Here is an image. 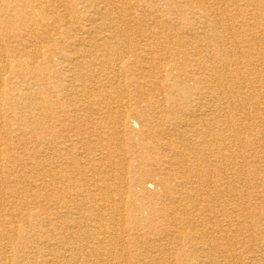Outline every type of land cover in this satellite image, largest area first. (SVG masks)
Segmentation results:
<instances>
[{
  "label": "bare ground",
  "instance_id": "bare-ground-1",
  "mask_svg": "<svg viewBox=\"0 0 264 264\" xmlns=\"http://www.w3.org/2000/svg\"><path fill=\"white\" fill-rule=\"evenodd\" d=\"M170 3L187 19L176 51L165 55L151 52L154 33L119 42L113 21L122 14L95 7L88 25L52 49L55 62L49 48L42 53V74L33 79L46 95L39 105L27 92L34 87L16 82L15 98L7 86L15 62L7 56L30 46L10 45L12 27L0 23V146L11 141L0 147V224L18 235L12 205L22 187L38 197L28 204L41 207L29 217L38 224L35 240L26 232L20 245L9 244L0 230V264H11V251L39 264H264V229L246 222L248 208L264 204V0ZM7 5L0 0V11ZM127 42L133 52L122 50ZM185 44L193 53L163 67ZM27 104L41 112L46 132L4 120L2 107L12 113ZM252 128L261 131L248 134ZM58 179L64 199L45 208L63 190ZM26 255L15 264H26Z\"/></svg>",
  "mask_w": 264,
  "mask_h": 264
},
{
  "label": "rangeland",
  "instance_id": "rangeland-1",
  "mask_svg": "<svg viewBox=\"0 0 264 264\" xmlns=\"http://www.w3.org/2000/svg\"><path fill=\"white\" fill-rule=\"evenodd\" d=\"M96 1H100V0H96ZM111 1L108 2L107 0H105L104 2L105 3L107 2V4H104L102 2L103 5L101 6L100 2L95 3L92 0H78V1H76V0H40L37 3V5H36V0H7L8 5L6 7H4V9L2 11H0V14L2 15L3 13L7 12L8 15L6 17H3V15H2V17H0V23L1 24L4 23L5 25H8V26L12 27V29L10 30L9 33H5L6 31L5 32L3 31V32L8 35V38H10L9 39L11 42L10 45L11 44L12 45L18 44V40L21 39V40H23V42L25 44H27V42H28L27 45L30 46V48H27L25 53L24 52L19 53L20 55L10 53V55H8L6 58V60H7L6 63L8 65H11L12 61L17 62L18 60H20L19 66L17 68L14 67L15 62L12 64L13 67H12L11 73H12L13 80H11L9 85L7 84L8 87L13 84V86H12L13 91L11 90L10 92L14 95V97H15V95L18 96L20 93V90H21V87L20 86L16 87L15 83L16 82H22L25 85H28L30 87H34L35 83H36L35 80H33L34 77L38 78V75L42 74L41 68H43L42 67V65L44 64L43 61L45 60V57H46L45 56L44 60H43V57H41L42 53L45 52L46 50H48V48H49L51 50L50 52H52L51 53L52 55L49 56L48 60H51L50 62H55V60H56L55 56L56 55L53 52L54 48L55 49L56 48H62L65 45L64 42L69 38V36L75 37V35H76L75 27L77 28L79 24H86V25L89 24V22L88 23H87V21L85 22L84 19L86 18V20H87V18L89 19V17L92 16V13L95 14V7L100 8L99 11L105 7H109V8H111V9L108 8L110 10V13L115 14V13L120 12L122 14L121 15V21H117V23H116V20L113 21L114 26L115 27L117 26V28L119 29V30H117L119 32H117V34H116L118 36L117 38H118L119 42L126 40L125 39L126 36L127 37L130 36L131 39L138 40L137 38L140 37L141 34L152 35L154 33L155 35H158V36L153 41L151 52H153V53L155 52L158 55H161V54L165 55L167 50H170L172 47L175 48V51H176V46H175L176 44L174 42L175 41L174 37L176 35L182 33L183 31H185L184 29L183 30L179 29V26L183 25L185 23V20L187 19V11L184 8L179 9L177 11V14H176V13H174L175 8H172L175 6H173L170 3L171 0L161 2L162 6L160 4H158L157 0H153L152 2L150 0H136L137 2L135 0H128V1L125 0L124 2H126V4L130 1L128 3V5H125L124 3L122 5L118 4V1H122V0H114V1L111 0ZM116 1H117V3H115ZM166 2H168V3H166ZM59 3H60V5H59ZM163 4H165V6H163ZM119 5L123 6V8L121 7L122 9L126 8L125 10H127V11L120 9ZM130 5L132 6V8ZM60 6H61V8H60ZM85 6H87L89 10ZM103 6H105V7H103ZM110 6H112V7H110ZM35 7H36V9H35ZM156 7L158 9H160V11H157L154 13V9ZM112 8H114V9H112ZM116 9H118V10H116ZM163 11H165L167 13L164 14ZM142 12L143 13L145 12V13L143 14ZM128 16H129V19L127 18ZM132 21H134V22H132ZM153 22H155V23H153ZM190 22H191V20H188V23H190ZM261 22L263 23L264 19H262ZM127 23H129V25ZM137 23H140V24H137ZM249 23L252 24L253 21L250 20ZM123 25H126V26L122 27ZM181 27L183 28V26H181ZM138 28H139V30H138ZM13 30H14V35H15L16 39L14 37H12V33H13L12 31ZM20 37H22V38H20ZM123 37H124V39H123ZM34 38H36V39L34 40ZM43 38H45V39H43ZM46 38H48V39H46ZM29 41H31V42H29ZM60 41H61V44H60ZM127 44H128V42H127ZM127 44H126V47H124L122 50L125 51L124 49L127 48V50H132L131 52H133L135 50V48H133L134 44L129 42L128 47H127ZM61 45H63V46H61ZM189 45H192V46H189ZM189 45L185 44L184 47L179 49L180 55H176V53H175V55L170 57V59H169L170 61L168 60L169 63L166 65H163V67H166L169 64L172 66V64H173L172 62H179V61L181 62L182 58H184V55L187 57L188 53L192 52V47H194L193 46L194 44H189ZM52 49H53V51H52ZM123 51H121V52H123ZM1 61H3V59H1ZM25 61H28L30 63L29 67H32V68H27L25 63H24ZM21 63H23V66H21ZM35 66L36 67L41 66V67L36 68ZM15 74H17V76H15ZM34 74H35V76H33ZM177 75H178V71H173L170 76L176 77ZM127 77L131 78V74H128ZM172 84H170L171 85L170 87H172ZM188 84L191 85L189 83V81H188ZM39 87H41V88H39ZM27 92H36V94H37L36 97H38V99L36 101H34L35 105H39L40 103H43V101H44L43 97H45L46 95L43 96V94H42L43 91H42L41 85H39L38 87L37 86L34 87L33 90L29 89ZM40 94L43 97H41ZM152 94H153V92H152ZM153 95L155 96L156 94H153ZM17 99H19V98H17ZM41 99H42V101H40ZM258 100H260V99H258ZM250 101H252V98ZM250 104H251V102H250ZM250 104L246 105L247 109H252ZM29 105L30 104L20 105V107L12 108L11 112L13 113V115L17 114V117L12 116V113L9 112L10 110L5 112V108L2 107V109H4V110H2L4 120L8 124H14L18 127H20L21 125L24 124L27 129H30L31 131H34V132L39 130L40 128L43 131L46 130V127H44L45 118H42L41 112H39L37 109L34 110L31 106L29 108H25V106H29ZM259 106H261V105L259 104V105H256L254 107H259ZM262 106H263V104H262ZM263 108H264V106H263ZM259 113H260V111L258 112V114ZM254 114L256 115V112H254ZM11 116L13 118H11ZM37 125H38V127H37ZM28 126H30V127H28ZM5 129H7L6 126L3 127L1 132L5 131ZM252 130L253 131H250V132L248 131V134L249 133L255 134L256 131H259V132L261 131L259 129L254 130L253 128H252ZM44 132H46V131H44ZM40 138H41V136H39L38 140H40ZM9 144H11V141L8 143H3V146L2 147L0 146V147L2 148V150H4L6 147H9ZM29 146H32V145L29 144ZM25 147H28V146L25 145ZM257 147H258V145H257ZM16 152L21 153V150H18L16 148L14 150V153H16ZM57 181H56V183L59 186L61 185L60 187H62L63 190L60 193H58V195L55 194V195H53L54 197H51L50 200H48L49 205H48V202L44 201V205L47 206L45 208H50L52 203H54L53 199L57 200L59 198L57 200L59 202L64 199V195L66 192L65 185L62 182V180L59 181V179H58ZM22 188H23L22 192H19V194H20L19 197H20V200H22V201L20 202V204L16 203V204L12 205V207H15V209H17V211H19V213H17L18 215L16 214V216H17L16 220H15L16 223H15V226L13 228V229H16V230H13V232L14 233L17 232L18 235L16 236L15 234L13 235L12 232H8V230L9 231L11 230V228H9L8 225L6 226V225H3L2 223L0 224V230L4 231V233L8 232V236H7V238L4 239V241H6L7 243L9 242V244H13V245H15V244L20 245V236H23V233H25V234L29 233L31 235L33 234L32 238H30L29 235L27 234L28 235L27 239H29L30 241L33 239L35 240L37 237L35 231H37V229H38V224L35 225V221L33 220L34 218L30 219L29 217H31V216L34 217V214L36 212L39 213L41 211V207L37 206L35 209V207L33 208L30 204H28V202L30 200L37 201L38 197H37L35 191H32V189L27 188V186L22 187ZM259 190L262 191L261 188H259ZM263 205L258 206L255 209L253 207L248 208V212L250 215L248 214L249 216H247L246 222H247V224H249L248 222H256L257 231L259 230V228L264 229ZM12 207H10V208L13 209ZM259 207L262 209L258 210ZM8 208H9V206H8ZM8 211L10 212L11 210H8ZM261 211H263V212H261ZM259 213H261V214H259ZM259 215H261L260 216L261 218L258 217ZM256 218H258V220ZM41 223H43L42 220H41ZM43 224H47V223H43ZM42 229L45 231H48L50 229V227L43 225ZM251 232H252L251 234L254 233L253 235L256 236L255 231H251ZM256 243H257V241H256ZM252 245H253V243L249 242L248 247H247L248 251L250 250V248L251 249L253 248ZM259 247L260 246H258L257 248L259 249ZM55 249H56V247H55ZM263 249L264 248L262 247V249L258 250V251H260V253H258V254L262 253V255H263L264 254ZM25 255L26 254L19 253V254H17V257L21 258V257H24ZM258 256H260V255H258ZM17 257H16V253L11 251L10 252V259H11L10 263L15 264ZM262 259H264V257H262ZM24 260H25V258H24ZM39 261H40V258L34 259L32 257H28L24 263H26V264L27 263L28 264H39ZM263 263H264V260H263Z\"/></svg>",
  "mask_w": 264,
  "mask_h": 264
}]
</instances>
